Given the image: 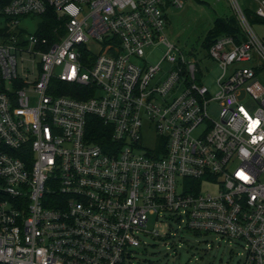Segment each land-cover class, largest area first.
<instances>
[{
	"label": "built area",
	"instance_id": "2783aa9c",
	"mask_svg": "<svg viewBox=\"0 0 264 264\" xmlns=\"http://www.w3.org/2000/svg\"><path fill=\"white\" fill-rule=\"evenodd\" d=\"M232 2L243 36L198 58L165 33L185 0H0V264H126L179 232L264 264V42Z\"/></svg>",
	"mask_w": 264,
	"mask_h": 264
},
{
	"label": "rangeland",
	"instance_id": "374dc122",
	"mask_svg": "<svg viewBox=\"0 0 264 264\" xmlns=\"http://www.w3.org/2000/svg\"><path fill=\"white\" fill-rule=\"evenodd\" d=\"M258 1L238 0L244 12L246 9L254 11ZM168 14L169 23L165 31L167 39L185 53H197L198 58L205 57L202 44L213 29L215 21L235 15L232 0H185L182 8H173ZM36 23L37 20L23 26L27 32L32 33L36 31ZM253 29L264 42V24L253 25ZM166 50L163 45L155 47L147 54V60L152 64L158 63ZM201 69L202 84L211 93H216L217 79L222 70L208 58L203 59ZM210 109L211 116L217 118L219 106L212 103ZM144 137L148 146H151L156 138L153 130L145 132ZM215 190L214 187L205 186L203 193ZM153 227L163 236L169 231L177 232L178 224L171 223V226H168L159 223ZM179 235L184 239L180 240L178 236L170 241H164L163 238H144L146 246L133 249L132 257L126 264H240V257L237 255L240 250L232 243L220 240L213 234L195 235L190 232L184 234L179 232Z\"/></svg>",
	"mask_w": 264,
	"mask_h": 264
},
{
	"label": "trees",
	"instance_id": "16d2710c",
	"mask_svg": "<svg viewBox=\"0 0 264 264\" xmlns=\"http://www.w3.org/2000/svg\"><path fill=\"white\" fill-rule=\"evenodd\" d=\"M245 15L247 17L248 22L251 25L256 24H264V20L257 17L256 14L249 9L245 10ZM55 25L53 21L45 23V26L48 27V29L52 28ZM227 35V36H233L237 39L238 36L242 35L241 27L238 22V19L235 15L231 17L226 18H220L215 21L213 29L208 33V35L205 37L202 47L205 50H208L212 44V42L219 36ZM243 36V35H242ZM107 128L101 124L96 119V123L93 125V132L95 134V140L98 143H103L102 140L105 138H109V135L106 133Z\"/></svg>",
	"mask_w": 264,
	"mask_h": 264
}]
</instances>
